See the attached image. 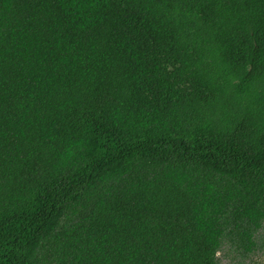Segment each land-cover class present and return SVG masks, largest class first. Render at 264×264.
Instances as JSON below:
<instances>
[{
    "label": "trees",
    "instance_id": "trees-1",
    "mask_svg": "<svg viewBox=\"0 0 264 264\" xmlns=\"http://www.w3.org/2000/svg\"><path fill=\"white\" fill-rule=\"evenodd\" d=\"M264 231V0H0V264H222Z\"/></svg>",
    "mask_w": 264,
    "mask_h": 264
},
{
    "label": "rangeland",
    "instance_id": "rangeland-1",
    "mask_svg": "<svg viewBox=\"0 0 264 264\" xmlns=\"http://www.w3.org/2000/svg\"><path fill=\"white\" fill-rule=\"evenodd\" d=\"M258 242V249L246 256L238 255L235 252H226L222 264H264V237H261Z\"/></svg>",
    "mask_w": 264,
    "mask_h": 264
}]
</instances>
